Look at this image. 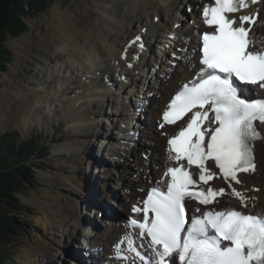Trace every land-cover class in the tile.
Masks as SVG:
<instances>
[{
	"label": "bare ground",
	"instance_id": "1",
	"mask_svg": "<svg viewBox=\"0 0 264 264\" xmlns=\"http://www.w3.org/2000/svg\"><path fill=\"white\" fill-rule=\"evenodd\" d=\"M171 1L172 3H167L165 0H88L86 3L82 2L76 12L71 11L68 14L59 13L55 8L45 21H33L31 23V33L19 39H13L10 42V46L17 55V63L12 65L11 71L5 73L0 79V132L12 125L17 126L26 134H29L33 128H50L54 132L59 122H64L72 132V135L67 137L66 142L64 141L56 150L54 160L49 166V172L45 171V173L40 174L39 182L42 189L35 197L40 207V215L37 218L38 226H42V231L45 232L46 236L50 235L52 237V242L56 244L54 246V255L59 256L61 261L63 260L61 264H66L65 261L68 262L67 264L72 262L77 264V255L75 253L77 250L74 249L75 246L71 250H67L65 246L58 244V242L56 243L57 240L62 242L59 238L54 239V236L60 235V233H68L71 239L75 241L81 236L90 241V250L91 248L93 249L90 252L91 256L89 258L86 257L89 259L84 262L86 264H91L90 260H95V254L93 253L99 251L102 252V257L100 258L102 262L98 264H131V261L124 262L118 259L114 252V246L124 237L126 232L133 231L134 235V230L126 227L129 217L133 216V205L143 207L144 198L150 192V189L156 187L158 182L160 187L163 188V182L169 180V177H164L163 175L166 168L178 166L175 161L170 159V156L174 155V153H169L168 151L170 147L168 140L181 129L185 121L173 126L165 124L164 128H160L159 125L163 123L161 112L168 107L172 96L181 86L193 80L194 74L200 67L199 49L201 47V37L199 34L210 31L201 18L200 5L203 4L205 6L210 0H202L199 1L200 3H197V0H188L187 4L192 7L193 14H187L186 11V15L189 18L188 25L190 24L186 28H183V26H181L182 28L176 27L180 20H172V16L175 15L179 19V14L175 10L176 4L178 2L181 3L182 0H176L175 4L174 0ZM182 8L180 7L179 10L182 11ZM257 8H259V21H264V0L244 9L243 14L247 15ZM90 10L92 13H90ZM172 10L174 12L170 13ZM161 11H164L165 15L170 13L168 15L171 19V22L169 21L170 25L174 24L170 32H165V29H163V32H158L159 28H165V22L162 23V18L158 16ZM198 15L200 19L197 18ZM147 21H151L154 25H160L159 27H154L149 23H143ZM182 29H185V31L180 33L179 31ZM253 32L260 37H264V26H254ZM138 35L142 37L143 44L145 43L144 40L148 39V43H145L147 49L151 47V44H155L154 47L157 45L159 47L158 50L156 48V51L158 53L161 52L156 61L157 70L161 69L155 75H152L153 78H151L154 83L143 76L144 70L146 71L145 67H149L151 70L149 59H147L146 53L143 54L145 50L138 48L140 42L130 43ZM170 35H174L175 39L170 41ZM154 40L157 44L153 43ZM113 45L118 46L115 49L118 56L113 51ZM126 47L128 49L127 54L130 55L129 59L124 54ZM177 49L179 51L180 49H186L187 51L175 53ZM171 51H174L175 57H183V59L170 57L172 60H169L168 56ZM137 54L140 60L139 62H133L132 57ZM130 62L133 63L131 69L127 66ZM169 62H174L173 65L175 67L171 65L167 67L166 63ZM31 68H35L36 75L29 86L25 82V78L28 75L27 71ZM123 73L134 82L131 87L138 86L142 91L144 90V95L148 101V108L145 110V121L143 122L145 127H140V132L142 133L133 131L130 134L135 137L133 141L136 149L137 143L140 144L137 152L143 151L144 154L149 155L150 161H152L155 168L153 167L154 169L149 171V168L145 166L147 161L133 156L134 153L131 150H125L118 145L115 149L114 143H111L115 149L112 151V156L125 158L128 161L125 166L135 167V170L128 169V172L126 169L124 170L127 185L130 188L129 192L125 193L124 181V186L120 185L117 187L116 185V191L109 196V198H113L111 202L115 204L113 206L120 208L122 214L116 211L120 215L118 220L116 219L114 222L108 221L101 228L95 221L92 222V219L83 220L85 213L82 208L85 205L83 206L77 202L76 204L74 203L75 208H73L72 206L70 207V204L68 205V201H70V195L72 194L73 196L74 192L78 195L77 200L79 201L82 192L87 195V192L91 191L89 198L90 196L91 198L94 197L96 202L95 197L98 191L105 189L103 185H99L100 187L98 188V185L96 184V186L92 182L93 179H91L93 176L91 174L93 165L100 167L98 156L92 154L94 140L97 135L96 130L100 132L104 130V132L100 133L103 139L104 136L108 139L106 135L109 134L108 131L103 134L105 133L104 126H97L93 117L94 114H99V108L104 101L107 99V104L112 101L115 106L113 109L116 110V113L122 115L123 118L125 117L131 121L137 119L138 108L133 104L130 105L131 100L128 105L124 104L125 101H123L122 105L125 109L123 110V108L119 107V102H114L110 98L112 94L114 95L112 90L114 87H110L109 77L116 75L118 78H122ZM159 77L162 80V84L157 87ZM70 81L71 85L67 86L66 82ZM116 83H119L118 88L120 89L118 90H121V92L126 90V94H131L132 90L126 89L125 82L118 79ZM92 84H97V87L94 89ZM87 87L90 89L86 90ZM121 92L118 93L117 91L116 93L120 96ZM16 100H21L22 105H19L16 113L11 114V104ZM98 103L101 106L96 108ZM113 103L110 104L112 107ZM119 128L122 133L128 134L127 129L122 126ZM260 130L264 133V126H260ZM164 133H167V135H164ZM131 153H133L132 156ZM83 155L93 157L87 160ZM255 156L258 165L257 174L247 175L241 173L240 178L244 186L241 187L235 183L233 185L245 195L257 196L259 199L255 207L246 210L253 214L264 216V143H256ZM116 164H118L116 169L123 167L119 166V161ZM181 164L183 163L181 162ZM87 165L92 167L91 170ZM109 169L108 171L110 172L111 170ZM133 170L136 172H133ZM101 171L103 172V169ZM87 172L90 173L88 176H86ZM78 174H80V177L77 176ZM129 174L136 175L134 176L136 180L131 179L128 184ZM112 175L111 177L114 178ZM85 179H87V184ZM93 184L95 189H91ZM214 184L225 187V185H222V181L219 180L214 182ZM253 188H257L260 191H250ZM75 189L81 190L80 194H77ZM118 192L121 195H118ZM230 192L231 189L227 188L226 193ZM41 200L44 203L43 205H40ZM95 202H92L93 206H87L88 216L94 215V220L96 216L103 219V216L108 214L101 212ZM218 202V206L215 205L213 208L241 207L240 201L231 195L221 196ZM248 203L251 205L252 201ZM192 206L201 207L197 204ZM65 211L69 212L67 217L65 216ZM55 214H59L60 221L53 219ZM79 225L85 228L89 227V229H98L97 227L99 226L100 230L96 233H90V231L86 233V230H88L86 229L78 237ZM65 226L67 229L63 230ZM58 235L57 237H60ZM36 241L38 244L37 248L31 247L25 252V263L32 259L28 264H38L37 261L44 259L41 262L47 264V261H49L45 257L47 255L45 254L47 244L38 238ZM136 243L139 244L140 241H136ZM58 246L61 250L68 252V254L63 256ZM141 250L144 252V249L141 248ZM84 255L86 256V254ZM128 255L131 256L132 254ZM92 264H96V262L94 261Z\"/></svg>",
	"mask_w": 264,
	"mask_h": 264
},
{
	"label": "snow or ice",
	"instance_id": "2",
	"mask_svg": "<svg viewBox=\"0 0 264 264\" xmlns=\"http://www.w3.org/2000/svg\"><path fill=\"white\" fill-rule=\"evenodd\" d=\"M260 2L210 0L204 6L201 18L213 31L199 34L200 67L193 80L183 84L172 97L159 125L164 128L165 123L176 124L192 114L168 140V151L174 153L170 159L178 166L166 168L163 175L170 179L163 182V190L158 182L143 207L133 205V212L139 215L130 217L126 227L134 230V235L133 231L126 232L114 246L122 261L264 264V216L235 208L207 207L218 206L217 197L223 195L236 197L244 209L255 207L259 199L237 191L232 182L243 187L239 174H257L255 145L264 143V133L259 130L264 126V95H259L264 93V37L253 32V26H264V21H259V8L238 17L229 14ZM174 39V35L169 36L170 41ZM136 42H140L138 48L142 49L141 36L130 43ZM138 58V54L134 55L132 61ZM127 66L131 69L133 63ZM180 161L199 170L196 180ZM207 161H213L220 170L230 193L211 187L206 191L194 190L200 182L207 185L216 176L206 166ZM193 200L205 207L190 206ZM141 248L143 253L138 250Z\"/></svg>",
	"mask_w": 264,
	"mask_h": 264
},
{
	"label": "rangeland",
	"instance_id": "3",
	"mask_svg": "<svg viewBox=\"0 0 264 264\" xmlns=\"http://www.w3.org/2000/svg\"><path fill=\"white\" fill-rule=\"evenodd\" d=\"M199 1H202V0H197V3ZM82 2L86 3V2H88V0H53V1H51L50 4H47L48 5L47 7H45L44 9L38 10L37 7H35V5H33V8H32V6H31L32 2L29 3L26 1V3H25L26 13L24 14V16L22 18V20H23L22 22L26 26L23 30V32H25V33H23L21 31V33L19 35L14 36V37L11 35H8V34H7V37L5 36L6 38L4 39V44H5V47L7 48V50L9 51V53L11 55L8 58L10 60L7 59L8 62L6 61V64H4L0 68V79L3 77V75L5 73H8L11 71L12 65L17 63V55L15 54V51L13 50V48L10 46L11 40L19 39V38L26 36L27 34L31 33V23L33 21H40V22L45 21L46 19L49 18L51 12L55 8L57 9V12H59V13L68 14V13H71V11L76 12L79 9ZM165 2L172 3L171 0H165ZM187 2H188V0H182L181 3L178 2V4H176V10L175 11L178 12L179 19H178V16H176V15L172 16V20H174V21L180 20L178 25L183 26V28L184 27L186 28L187 26L190 25V24L188 25V19L189 18H188V15H186V11H187V14H193L192 7H190L187 4ZM175 3H176V0H174V4ZM180 7H183L182 11L179 10ZM184 8H185V10H184ZM173 12L174 11L172 10L170 13H173ZM90 13H92L91 10H90ZM170 13H168L167 15H165L166 13L164 11H161L158 13V16L162 18L161 22L162 23L165 22V28L164 27H161V29L159 28L158 32H163V29H165V32H170L172 30V28H173L172 26L174 24L170 25L171 19H170V16L168 17V15ZM25 16H27V17H25ZM197 18L200 19L199 15L197 16ZM143 23H149V24L153 25L154 27H159V25H160V24L154 25L151 21H147V22H143ZM4 24L5 23L3 22L2 14H0V32L7 30V29L1 27V25H4ZM179 28H182V27H179ZM184 31H185V29H182L179 32L182 33ZM145 42H146V40H145ZM147 42H148V39H147ZM154 42H155V40L153 41V43ZM154 45L155 44H151L152 48L147 51V59H149V61L151 62L150 67L152 69L150 71V69L147 68L146 71L144 70L145 73L143 75L144 78L150 82H152V79H151V78H153L152 75H155V73L161 69L160 68L159 70H157L158 67L156 65L158 55H160L161 52L158 53L156 51V48L158 50L159 47H158V45L156 47H154ZM113 46H114L113 51L118 56L117 51L115 50L118 46H115V45H113ZM175 53H180L179 49H177L175 51ZM124 54H127V53H124ZM170 57L171 58L174 57V52L172 55L169 54V56H168L169 60H172ZM173 63L174 62L166 63L167 67L170 65L173 66ZM161 67H162V65H161ZM27 72H28V75L25 78V82L27 83V85H29V84H32L31 82H32V79L34 78V76L36 75V70H35V68H31ZM77 75H79V74H77ZM118 79L119 78H117L116 75H111V80H109V82H111L110 86L112 88L114 87L112 89L114 95L112 94L110 96V98L114 102H119L118 105L121 109L124 107L122 105L123 101H125L124 104L128 105V103H130V100H131L130 105L133 104L136 107L140 106L139 109H143V110L139 112V120L137 119L134 122L131 121L130 123H127L129 125L128 126L126 124V118L125 117L123 118L122 115H120L119 113H116V110L113 109L115 106H114V103L112 101H109V104H107V101H106L107 99H106L102 106L98 103V106L96 108H98L100 106L101 107L99 108V114L93 115V117L95 119V123L97 126L98 125L104 126L103 128L105 129V133H103V134H106V131H108L109 134L106 135L108 137V139L105 136L103 139V137H101L100 133L104 132V130H102L101 132L96 130V134H97L96 139L97 140L96 139H95L96 141L94 140V146L92 149V154L98 156V163H99L100 167H98V165L96 167L93 165V168L90 165H87V167H89L90 170L92 168V170H91V174L93 175L91 177V179H93L92 182H94L95 185L97 184L98 188L101 185L105 186V189L104 190L101 189L98 191V193L96 194V197H95L96 202L94 200V197L91 198V196H90V198H89L91 191L87 192V195H85L82 192V196L79 197V198H81V199H79V201L77 200L78 195H76V193L74 192L73 196H72V194L70 195L71 199H70V201H68V205L70 204V207L72 206L73 208H75V204L77 202L79 204H82L83 206L85 205V207H83V208L81 207L83 212L85 213V215L83 216L84 217L83 220L88 221V219L89 220L92 219L91 221L92 222L95 221V223L97 225H99L101 228H103L102 226H104L106 224V222H108V221L114 222L116 219L118 220V218L120 216L119 214H122L121 213L122 210H120V208H116L115 206H113V205H115V204L111 203L113 198L111 199V198H109V196H111L112 192L116 191V185H117V187H119L120 185L124 186V183H123L124 181H125V193L127 191L129 192L130 188H128L129 185H127V178L124 176V170L126 169L127 172H128V169H134L135 170V167H131V166L127 167V165L125 166V164L128 162L125 158H116V157L112 156L113 146L111 143H114L115 148H117V145L119 144V146L123 147L125 150H131V152L134 153V155H133V153H131V156L132 155L137 156V158L139 157V158H142L143 160L147 161L145 163V166H147L149 168V171L150 170L152 171L155 168L154 164H152V161H150L151 159L149 158V155L144 154L143 151L137 152V150L139 149L138 147H140V144L137 143L138 146L136 149V145L134 144V141H133L135 139V137H133L130 134H127L128 136H126V134H125V136H124L121 133V130L119 129L120 125H122V126L126 127V129H129L128 130L129 132L130 131H137L139 133H142V132H140L141 131L140 127H145V125H143V122L145 121V115H146L145 110L147 108V106L145 105L146 97L144 95V90L142 91L138 86L137 87H131V85H133L134 82L129 81L127 83L128 87L126 86V89L127 88L131 89L132 90L131 94L130 93L126 94L125 93L126 90L124 92H121V90H118V89H120V88H118L119 83H116V80H118ZM120 80L121 79H119V81ZM152 83H154V81ZM66 84H67V86L71 85V81L66 82ZM161 84H162V80L159 77V84L157 85V87L160 86ZM92 86L95 89L97 87V84H92ZM89 89H90L89 87L86 88V90H89ZM117 91H118V93L121 92L122 95L120 94V96H118V93H116ZM142 92H143V94H142ZM141 102H143V103H141ZM111 103H113V107L110 105ZM106 104H107V110H106ZM19 105L20 106L22 105L21 100H16L11 104V107H10L11 108V114H14L17 112ZM123 110H125V109L123 108ZM91 119L93 120V118H91ZM71 135H72V132L69 130V127L64 122H59L56 125L54 132L50 128L49 129L33 128L29 134H26V132H23L21 129H19L17 126H14V125L8 127L4 131L0 132V141H4L8 144V145H4V146L2 145L3 149H8L7 146L13 147V145H16V146L20 147V145H22L23 143H29L28 144L29 147L32 146V149L37 148V151H38V153L35 156H33L32 159L29 161V164H31L34 167L32 172H30V176L32 178L28 179L24 185H21L19 188V192L14 194L15 198L17 200H7L8 202L0 203L1 204V213L6 218L5 223H7L9 225V230H7V231L10 232V233H6V232L0 233V255H2V257L4 258L3 264H28V263H30L32 261V259L25 263L24 255H25V252L28 249H30L31 247H34L35 249L37 248V246H38L37 241H36L37 238L42 240L43 242H45L47 244L46 245V252H45V254H47L45 257L47 259H49V261H47V264H61L62 263L63 260L61 261L59 256L54 255L55 254V252H54L55 247L54 246L56 244H55V242H52V239H51L52 237H50V235L46 236L45 232L42 231L43 230L42 226H38L37 218L40 215V207L38 205V202L35 200V197L37 196V193L42 189L40 182H39L40 181V174L45 173V171L49 172V170H50L49 166L54 160L55 154L57 152L56 150L58 149V147L60 145H62L64 143V141L66 142L67 137H70ZM132 137H133V139H132ZM145 151H146V149H145ZM137 154H139V155H137ZM83 157L87 158V160H88V159L92 158L93 156L86 157L85 155H83ZM129 159H131V158H129ZM118 161H119V166H123L120 169L119 168L116 169V167L118 165V164H116V162H118ZM108 168H110L109 170H111L113 172L112 173H111V171L109 172ZM102 169H103V172L101 171ZM134 170H133V172H136ZM88 172H90V171L88 170ZM88 172H87L86 176H88V174H90ZM110 173L113 174L112 176H114V178L111 177ZM77 176L80 177V174H78ZM134 176H136V175L131 174L129 176L128 184H129V181L131 179L136 180V177H134ZM87 179H85L86 184H87ZM94 184L91 185V189H95ZM88 186H89V184H88ZM75 191L78 194L81 190L75 189ZM105 194H107L108 196ZM117 194L121 195L120 192H118ZM85 198H86V200H85ZM116 200L118 201L117 198H116ZM72 201H74V202L72 203ZM40 202H41L40 205L44 204L42 200ZM92 202H95L96 206H99V210H101V212L102 211L105 213L110 212V214L106 216V215H104V213H102L104 215L103 217L105 219L104 218L102 219L100 217L98 218V216H96V219L94 220L93 219L94 215L88 216L89 214H88V207L87 206H89V205L93 206L94 204ZM116 211L119 212V214H117ZM64 213H65L66 217L69 214L68 211H65ZM73 215H75V214H73ZM53 219L60 221L61 218H60L59 214H55V215H53ZM99 226L97 227L98 229H89V227L85 228L84 226L79 225V227H78L79 236L78 237H80V234L82 235L86 229H88V230H86V233L89 231H90V233L99 232L98 231V230H100ZM65 229H67L66 226L63 228V230H65ZM78 229H77V231H78ZM54 233H53V235H55ZM57 235L54 236V239L56 240L57 238H59V240L61 239L62 242H59L57 240L56 243L58 242V244L60 243V245L65 246L67 250H71L75 246L74 249L77 250V251H75V253L77 255V264H86L84 262L86 261V259L87 260H89V259L86 258V256L84 254H86L87 251H91L93 249V248H91V250H90V247H91L90 241L87 240V238L84 239L83 236H81L76 241L72 240L68 233H60V235H58L60 237H57ZM76 245H77V247H76ZM59 249L61 250L60 247H59ZM80 249H81V251H80ZM61 252L63 253V256L68 254V252H65L63 250H61ZM93 254H95V260L91 259L90 263L92 264L94 261L96 262V264H98L99 262L101 263L102 261H100V258L102 257V255H101L102 252L99 251V252L93 253ZM43 260L44 259H42L41 261H43ZM41 261H37V263L38 264H45ZM65 263L67 264L68 262L65 261ZM71 264H74V263L72 262Z\"/></svg>",
	"mask_w": 264,
	"mask_h": 264
},
{
	"label": "trees",
	"instance_id": "4",
	"mask_svg": "<svg viewBox=\"0 0 264 264\" xmlns=\"http://www.w3.org/2000/svg\"><path fill=\"white\" fill-rule=\"evenodd\" d=\"M26 1L32 2V8L35 5L40 10L47 7V4H50L53 0H0V14H2L3 22L5 23L1 27L7 29L0 32V68L6 64V61L10 60L8 58L11 54L4 44L7 34L13 37L17 36L26 27L22 22V18L26 13ZM28 144L23 143L20 147L16 145H13V147L7 146L8 149H3L2 145L8 144L0 141V203L8 202L7 200H17L14 194L19 192L21 185H24L28 179L32 178L30 172H32L34 167L29 164V161L38 151L37 148L32 149V146L29 147ZM5 222L6 218L1 213L0 204V233H10L7 231L9 230V225ZM3 261L4 258L0 255V264H3Z\"/></svg>",
	"mask_w": 264,
	"mask_h": 264
}]
</instances>
